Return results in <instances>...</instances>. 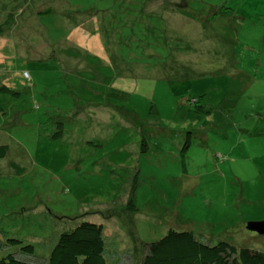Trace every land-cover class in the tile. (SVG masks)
<instances>
[{
	"label": "rangeland",
	"instance_id": "rangeland-1",
	"mask_svg": "<svg viewBox=\"0 0 264 264\" xmlns=\"http://www.w3.org/2000/svg\"><path fill=\"white\" fill-rule=\"evenodd\" d=\"M8 14L0 241L42 262L90 220L106 264H139L169 228L264 251L247 227L264 221V0H0Z\"/></svg>",
	"mask_w": 264,
	"mask_h": 264
},
{
	"label": "trees",
	"instance_id": "trees-1",
	"mask_svg": "<svg viewBox=\"0 0 264 264\" xmlns=\"http://www.w3.org/2000/svg\"><path fill=\"white\" fill-rule=\"evenodd\" d=\"M46 11H50L47 9ZM14 24L13 14L0 23V33L9 31ZM0 93L13 94L6 84H0ZM232 92H228L230 95ZM234 100L223 98L218 108L233 107ZM195 112L210 114L212 109H206L202 104H195ZM264 126V120L261 119ZM62 125L51 136L60 138ZM188 140L182 147L185 150ZM142 151L147 150L145 140L142 139ZM8 146L0 144V158L7 154ZM137 175L133 177V185L128 196L126 210L135 211L133 202ZM13 247L15 251L0 257V264H106L107 245L105 242L104 226L90 220L76 221L74 225L63 229L57 234L48 257L42 262L31 260L34 246L24 244L17 237H7L0 241V247ZM143 255L139 264H264V251L236 245L219 240L216 243L207 242L198 238L191 230L169 228L160 238L146 242L143 246ZM18 255V256H17ZM21 255V256H20ZM29 257V258H28Z\"/></svg>",
	"mask_w": 264,
	"mask_h": 264
},
{
	"label": "water",
	"instance_id": "water-1",
	"mask_svg": "<svg viewBox=\"0 0 264 264\" xmlns=\"http://www.w3.org/2000/svg\"><path fill=\"white\" fill-rule=\"evenodd\" d=\"M247 227L251 231H255L259 234H264V221L249 222Z\"/></svg>",
	"mask_w": 264,
	"mask_h": 264
},
{
	"label": "built area",
	"instance_id": "built-area-1",
	"mask_svg": "<svg viewBox=\"0 0 264 264\" xmlns=\"http://www.w3.org/2000/svg\"><path fill=\"white\" fill-rule=\"evenodd\" d=\"M26 74V73H25Z\"/></svg>",
	"mask_w": 264,
	"mask_h": 264
},
{
	"label": "crops",
	"instance_id": "crops-1",
	"mask_svg": "<svg viewBox=\"0 0 264 264\" xmlns=\"http://www.w3.org/2000/svg\"><path fill=\"white\" fill-rule=\"evenodd\" d=\"M141 260V259H140Z\"/></svg>",
	"mask_w": 264,
	"mask_h": 264
}]
</instances>
